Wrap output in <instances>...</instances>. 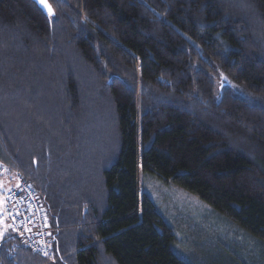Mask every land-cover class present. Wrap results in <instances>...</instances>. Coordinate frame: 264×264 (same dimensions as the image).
Instances as JSON below:
<instances>
[{
  "label": "trees",
  "instance_id": "obj_1",
  "mask_svg": "<svg viewBox=\"0 0 264 264\" xmlns=\"http://www.w3.org/2000/svg\"><path fill=\"white\" fill-rule=\"evenodd\" d=\"M47 3L0 0V162L54 247L0 264H189L141 174L264 249V0Z\"/></svg>",
  "mask_w": 264,
  "mask_h": 264
},
{
  "label": "rangeland",
  "instance_id": "obj_2",
  "mask_svg": "<svg viewBox=\"0 0 264 264\" xmlns=\"http://www.w3.org/2000/svg\"><path fill=\"white\" fill-rule=\"evenodd\" d=\"M0 166V180L5 185L0 184L1 198L19 176L2 162ZM8 178L13 182L10 188ZM139 190L172 229L176 241L171 250L180 259L189 264H264L262 247L196 197L150 174L140 175Z\"/></svg>",
  "mask_w": 264,
  "mask_h": 264
},
{
  "label": "built area",
  "instance_id": "obj_3",
  "mask_svg": "<svg viewBox=\"0 0 264 264\" xmlns=\"http://www.w3.org/2000/svg\"><path fill=\"white\" fill-rule=\"evenodd\" d=\"M56 230L50 226L40 196L31 184L18 178L16 185L3 192L0 244L9 239L18 240L32 254L49 258Z\"/></svg>",
  "mask_w": 264,
  "mask_h": 264
},
{
  "label": "snow or ice",
  "instance_id": "obj_4",
  "mask_svg": "<svg viewBox=\"0 0 264 264\" xmlns=\"http://www.w3.org/2000/svg\"><path fill=\"white\" fill-rule=\"evenodd\" d=\"M34 2L39 3L40 5H42L44 8L47 9L48 11V15L52 16L53 15V11L52 8L49 6V4L47 3V0H34ZM0 235H2V233H0Z\"/></svg>",
  "mask_w": 264,
  "mask_h": 264
},
{
  "label": "crops",
  "instance_id": "obj_5",
  "mask_svg": "<svg viewBox=\"0 0 264 264\" xmlns=\"http://www.w3.org/2000/svg\"><path fill=\"white\" fill-rule=\"evenodd\" d=\"M7 180V179H6ZM3 179L2 180H0V184H2L3 185ZM12 185H13V182L11 181V179L10 178H8V181H7V184H6V186H9V188L10 187H12ZM3 186H5V185H3ZM9 190V189H8ZM7 191V190H6ZM5 192V191H4ZM3 194V193H2ZM2 194H1V198H0V205H1V202H2Z\"/></svg>",
  "mask_w": 264,
  "mask_h": 264
}]
</instances>
